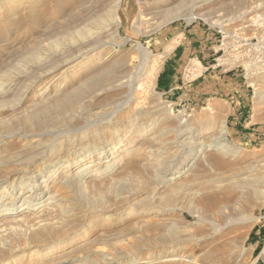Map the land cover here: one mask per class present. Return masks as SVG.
Wrapping results in <instances>:
<instances>
[{"label": "rangeland", "instance_id": "rangeland-1", "mask_svg": "<svg viewBox=\"0 0 264 264\" xmlns=\"http://www.w3.org/2000/svg\"><path fill=\"white\" fill-rule=\"evenodd\" d=\"M112 1L0 0V98L4 97L0 103V136L6 137L4 143L9 142L8 146L28 145L37 139L51 151L44 160L46 165L40 161L31 171H13L10 165H0V179L5 182L0 186V203L5 196L19 202L24 186L30 190V184H34L31 178L41 172L42 180L50 179L42 187L47 184L54 188L61 182L64 185V190L56 194L55 225L49 221L46 227L51 231L70 227L61 229L63 233L67 230L62 238L38 245L37 249L25 246L38 229L22 227L21 231L0 232V256H4L0 264H264L260 257L264 248V197L258 195L264 191V0H204L207 5L203 8H198L203 3L192 7L193 0H186L184 6L197 16L195 21L179 20L151 31L160 21L157 15L149 25L141 26L142 34L133 25L138 1L122 0L118 13L122 23L113 44L109 39L101 40V49L82 58H88L85 65H76L77 54L60 71L46 75L50 68L61 64L53 60L55 55L91 38L96 8L103 9ZM90 3L95 5L88 6ZM193 26L200 27L203 35L198 39L204 36L207 46L198 53L193 51L181 62L180 69L186 81L192 83L199 77V90L204 95L187 105H175L162 96L157 86L153 93L150 91L165 60L158 71L155 62L165 47L171 43L175 46L177 41L183 43L181 30ZM127 39L129 42L123 45ZM137 40L153 54L145 64L139 63L134 49ZM199 62L208 68L207 72L196 76L186 73ZM121 64L129 66L127 75H139L134 92L137 101L131 107L123 103L127 86L117 90L112 86V71ZM72 65L76 69L69 72ZM87 65L93 68L82 74ZM8 81L17 82L18 98L4 95ZM96 82L109 93L95 102L92 87ZM85 93L90 97L86 98ZM147 98L159 103L166 120L143 134L128 150L119 145L110 158H105L101 149H110L114 141L106 134L110 129L107 124L120 122L119 134L132 137L131 117L138 111L134 107L137 103L143 106ZM120 104L122 107L110 117L112 109L87 117L100 111L97 106ZM117 110L122 111L119 121L115 119ZM223 120L229 140L226 144L240 147L235 165L229 171L211 172L195 164L190 176L169 180L174 176L176 160L183 161L192 149L195 154L198 147L191 145L192 149L187 147L182 154L181 150H169L170 154L161 158L150 151L175 142L181 123H188L189 130L199 133L201 140L196 143L209 141L207 138ZM99 133L102 140H95L92 135ZM24 136L28 138H19ZM161 179L168 182L162 192ZM181 183L189 184L187 190L165 196ZM20 184H25L23 190ZM211 198L216 205L204 207V201ZM223 207L228 208L227 214L218 213Z\"/></svg>", "mask_w": 264, "mask_h": 264}, {"label": "bare ground", "instance_id": "bare-ground-1", "mask_svg": "<svg viewBox=\"0 0 264 264\" xmlns=\"http://www.w3.org/2000/svg\"><path fill=\"white\" fill-rule=\"evenodd\" d=\"M81 1L85 2V1H89V0H81ZM137 1H138L137 4H138V9L139 10H138V14H137L136 18L134 19L133 25H134V29L139 34H142L140 32L141 26L142 25H146L150 21L155 20L157 15L158 16L160 15V18H158V20H160V21L156 23V27L153 28L151 31H157V30L163 28L164 26H167L168 24H170L172 22H175V21L185 20L188 23H192L193 21H195L197 19L196 18L197 16L195 17L192 14L191 9L188 10V9L185 8L184 2L186 0H137ZM190 1H192V0H190ZM98 2L99 1H97V4H98ZM206 2L207 1H204V0H193L192 1V3H193L192 7L194 5L203 3V5L198 7V8H203L205 5H207ZM121 3H122V0H113L108 5L104 4L105 7H103V9H98L97 10V8H96V11H95L94 14L97 15V11L101 12V14L99 13L100 15L99 16L97 15V17L95 15V20H93L95 25L92 28L93 32L90 35L91 38L89 40L86 39L87 41L85 40V41H83L80 44L78 43V46L77 45L76 46L72 45V46H75V47H70V49H68V51H67V48H66V51H64V53H61L60 56L58 54H57L58 55L57 57H56V55L55 56L53 55L54 56L53 60H55L56 62H59L61 64H56L54 67L50 68V70L47 72L46 75H49L52 72L60 71L62 69V67H64V65H65L64 63H66V62H68L70 60L73 61L72 59L76 58L77 54H78V58H76V59H78V63L76 65H83V64L85 65L84 61L86 59H88V58H84V59H82V58L84 56H86L88 53L89 54L90 53H94L96 50L101 49V47H99V45H98V43L101 40L109 39V40H111V41L108 40L109 43L113 41L112 42V44H113L114 40L116 41V38H118V36H119V27H120V25L122 23L121 19L119 17V14H118L119 10H120V7H121ZM83 5L86 6V4H84V3H83ZM94 5H95V3H94ZM88 6H92L91 3L88 4ZM98 6H99V4H98ZM91 14L90 15L88 14L89 18L91 16ZM87 34L85 33V35H87ZM127 42H129L128 39L127 40H123V45H125ZM134 43H135L134 49L136 51L139 63H140V61L144 62V64L147 63L148 59L153 57L152 52L148 48H146L140 41L137 40ZM74 44H77V43H74ZM96 45H98V46H96ZM89 47H92L91 51L88 50ZM171 50H172V47L171 46H167L166 51L163 54L159 55V57L157 58V61L155 62L156 71H158V69L160 68V64L163 63V60H165V58L168 56V54L171 52ZM95 54H93V55H95ZM100 55H101V53H100ZM66 57H70V59L65 60L64 62H60L61 60H64ZM89 59H91V58H89ZM117 64L118 63H116V65ZM29 65H30V63H29ZM76 65L69 66V68H68L69 72H70V70H74ZM91 67H90V65H87V67L83 66L84 69L82 68V70H81L82 72L81 73L84 74V73L90 72L89 68H91ZM95 67H97V66H95ZM128 67L129 66H126V64H121L118 67H116V69L114 71H112L114 73H113L111 79H112V84H113L112 85L113 86V90L114 89L117 90L120 87L127 86V89H128L127 90V96H126L127 98H126V101L123 102V103H125V104L129 105V107H131L132 104L136 103V101H137L136 99H134L135 98L134 92L136 91V89L138 87L137 83L139 82L138 81L139 75H137V76H136V74H133L132 76L127 75V73H129ZM245 67L247 69L250 68V66H248V65H246ZM112 68H114V67L112 66ZM94 69H96V68H94ZM248 71H251V70H248ZM42 73L43 72L41 71V74ZM44 76H45V74H44ZM12 77H10V78H12ZM106 78H108V77H106ZM12 79H14V78H12ZM18 79H19V77H18ZM126 79H128V81ZM8 84H9V85H7L8 87L6 86L7 90L6 91L4 90L5 91L4 95L5 96H10V95H15L16 96L17 94H16V91H15V89H16L15 87L17 85V82L9 83V81H8ZM155 86H156L155 83L151 86L150 91L152 93L154 92ZM139 88H140V86H139ZM92 90H93L92 99L95 102L100 97H102V96L106 95L107 93H109L108 90L106 88H104V86L102 84H100V82L99 83H97V82L94 83V87H92ZM88 94H90V93L88 92ZM79 95L78 96L76 95V96L80 97ZM84 95L87 96L86 93ZM88 97H90V96H87L86 98H88ZM17 98H18V95H17ZM148 98H150V97H148ZM3 100H4V97L0 98V103H2ZM257 100H258V98H257ZM85 102H86V100H85ZM80 103H81V101H80ZM91 106L94 107V104L91 105ZM119 107H122V105L121 104L119 106L118 105H112L111 107H106V106H101L100 105V106L96 107L100 111H98L97 113L95 112V114L92 113L90 116H87V117L100 115L101 113L105 112L106 110L112 109L113 111L109 114V117H110L114 113V111L117 108H119ZM254 109L257 110V102L254 103ZM134 110H138V111L131 117V120H132L131 122L134 124V127H133V129L131 131L134 134V135H132V137L129 134H127V135L119 134V132H120V122H113V121L110 120L111 122H109L107 124L110 129H109V132H106V134L111 136V138L114 141H113V143H111L112 147L110 149H104V148L101 149V151L102 150L105 151V153L103 154L105 158H110V156L113 153H115V149H117L116 147L119 146V145L124 146V148H126V150H128L136 142V140L138 138L143 136V134L150 133V131L153 130L156 125H158L162 121L166 120V117H164L165 113H162L163 108L160 107L159 103L156 102V100H154L153 98L152 99H148V102H146L143 106H142L141 103H137L136 106L134 107ZM256 110H255V113H256ZM117 112H118V110H117ZM121 112L122 111L118 112V114H117L115 119H118V116H119V114ZM254 118H255V116H254ZM118 121H119V119H118ZM183 122H184V120L182 121V123ZM182 123H181V125H179L177 127V131L178 132L180 130L181 131L178 134L177 140L175 142L170 143L171 142L170 141L169 143L163 144L162 148L157 149V150L153 149L152 151H150V152H152L151 155H153V153H156L161 158L164 155L170 154L169 150L173 151L174 149H176L175 150L176 152L181 150V154H182L187 147L189 149H192L191 145H195V146L198 147V149L196 150L195 154H193L194 150L192 149L191 152L187 156H185L183 158V161L178 162L176 160V163H174V165H175L174 166V173H172L174 176L171 179H169V180H176V179H178V177H182V176H185V177L186 176L187 177L190 176L191 175L190 172H192V169L194 168L195 164H197L199 167H201L203 169H207V171H211V172L212 171L214 172V171H218V170H223V169H226V171H229L228 169L231 168V166L235 165L236 157L239 155L240 147H237V146H234V145H232L230 147V146H228L226 144V143H229L228 134H227L226 120H223L221 122V126H220V128L217 131H215V132L212 131L213 135H211L209 138H207L209 141H206V142L203 141V142H200V143H196L197 141L201 140V139H199V133L195 132V130H194V132L192 130H189L190 126H189L188 123H184V124H182ZM21 136H23V135H21ZM92 137L95 140H97V139L102 140L101 136H100V133L99 134H93ZM4 138L2 136H0V165H3V164H4V166L5 165H10L11 168H14L13 171H15V170L16 171L17 170H19V171L20 170L21 171H31L32 166L36 165L40 161L41 162L43 161V163L46 165V161H44V160L51 156L50 155L51 151L49 149L50 147L47 146L49 148H46V147L41 146L40 145V142H41L40 140L32 139V140L29 141V143H31V144H28V145H26V143H25V144L19 145V146H15V145L14 146H8L10 144H9V142L4 143L5 140H6V137L4 136ZM9 138H10V136H9ZM11 138H13V137H11ZM19 138L26 139L28 137L24 136V137H19ZM184 138H185V140H183ZM188 139H190L191 141L193 140V142L186 143V140H188ZM7 141H9V139ZM102 142H103V144L104 143L105 144H110V143H108L109 141L108 142L107 141L106 142L102 141ZM23 143H24V141H23ZM180 143L182 145H180ZM81 156H83V155H81ZM164 160H166V159L164 158ZM61 162H62V160H61ZM171 172H173V170ZM164 174H166V173H164ZM35 175H33V177L31 178V181H32V183L34 182V184H30V186H31L30 190L26 191L28 188H26V186H24L25 184L24 185L20 184L21 190H23V186L25 187V189L22 192V196L19 197V200H20L19 202H15V200H16L15 198H14L15 200L9 199L10 200L9 201L7 196L4 195L7 199L4 197L3 201L0 203V232L6 231V230L21 231L22 227L23 228L24 227H29V228L32 227L34 229H38L37 232L32 234L31 242L25 246V247H28V248L37 249L38 245L46 244L48 241H51L54 238L56 239L57 237L59 238V237L63 236L62 234L67 233V230L70 227L68 229L65 228L67 230L64 233L61 230L63 227L60 228V230L57 229V230H54V231H51L49 228L46 227V223L49 222V221H52L54 223V225H55V222H54L55 220H53V214L56 212V208L58 207L57 206V195L56 194H58V192L64 190V185L61 182V184L55 185L54 188H53V186L50 187L47 184H46V186L42 187L50 179L48 178V179L42 180V177H44V176L41 175V172L40 173L36 172ZM38 181H41V183L40 184H36V182H38ZM161 181H162V179H161ZM4 183L5 182L1 181V179H0V186L3 185ZM26 183H28V182H26ZM167 184H168V182H165L163 180L160 183V185H159L160 191H161V189H164ZM188 186H189V184H187V183H181V184H178V185H174L167 192V194L165 196H172L173 194L178 193L180 190H182L184 188H185L184 190H187ZM14 187H15V185H14ZM159 189H157L156 192H158ZM158 194H159V192H158ZM7 195H8V193H7ZM258 195L261 196V197H264V191L262 190V192H260V194H258ZM20 203H21V205H19ZM203 205H204V207L211 209V208H213L216 205V200L214 198H211V199H208V200L206 199L204 201ZM227 211H228V208L227 207H223L220 211H218V213H224L225 214ZM57 218H59V217H57ZM230 223H233V221H230ZM234 223L236 224L235 220H234ZM68 225L69 224H67V226ZM13 227H15V229ZM12 248L14 249L15 247H12ZM253 249H254V247H252V250ZM10 252H12V250ZM9 253L7 252L6 254H9ZM1 254L3 256V253H1ZM6 254H4V255H6ZM2 256H0V257H2ZM260 257L264 260V248H263V250H262V252L260 254ZM169 261L171 262V261H175V260L171 259Z\"/></svg>", "mask_w": 264, "mask_h": 264}, {"label": "crops", "instance_id": "crops-1", "mask_svg": "<svg viewBox=\"0 0 264 264\" xmlns=\"http://www.w3.org/2000/svg\"><path fill=\"white\" fill-rule=\"evenodd\" d=\"M200 27L193 26L188 29H182L180 32V39L184 40L183 43H178L174 46L172 43L168 46H171L173 49L167 59L160 69V72L157 77V89L160 91L163 97L167 98L171 103L175 105L192 103L194 101H198L204 95L201 90H199V85L197 79H194L191 82L186 81L182 77L181 74V62L185 61L193 51L198 53V49L205 47L207 43L206 38L203 36V39L199 40V36L201 34ZM207 30H203L205 34ZM171 34L170 32L166 33ZM165 34V37H166ZM208 35V33L206 34ZM176 41H174L175 43ZM207 46V44H206ZM208 50V48L206 49ZM166 51V47L164 48V52ZM204 53H207L204 51ZM204 69L205 71H203ZM208 68L204 66L201 62L193 65L191 69H187L186 73H202L207 72ZM189 76V75H188Z\"/></svg>", "mask_w": 264, "mask_h": 264}]
</instances>
